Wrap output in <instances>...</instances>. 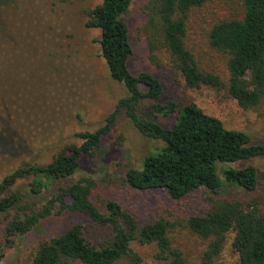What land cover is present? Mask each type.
Wrapping results in <instances>:
<instances>
[{
  "label": "trees",
  "instance_id": "trees-1",
  "mask_svg": "<svg viewBox=\"0 0 264 264\" xmlns=\"http://www.w3.org/2000/svg\"><path fill=\"white\" fill-rule=\"evenodd\" d=\"M214 1L147 0L149 52L153 56L154 52L166 49L189 88L225 90L242 109L257 107L264 99V0H241L243 16L219 21L208 33L210 46L228 55L227 83L202 70L185 41L192 13ZM132 2L101 0L89 12L86 23L88 28L100 31L101 57L111 79L123 85L128 95L119 101L117 112L107 119L105 126L78 134L81 145H69L53 162L19 168L1 181L0 264L5 249L16 239L38 236L55 210L83 216L97 227L108 229L110 234L95 246L87 239L83 225L74 224L59 235L42 237L31 264H144L133 250V243L154 247L152 264H186L183 253L173 247L168 221L141 224L118 201L94 200L97 185L90 178L68 182L80 169L82 159L92 154L109 134L121 110L143 137L163 144L146 156L141 169L127 170L124 181L133 189L163 190L174 201L184 200L198 190L218 195L228 188L247 192L257 189L255 167L231 165L264 157V143H253L247 133L226 129L220 119L195 104L181 109L175 102L162 105L160 80L146 71L138 75L131 72L129 62L134 49L124 17ZM143 102H150L155 114L174 116L173 126L167 128L143 118L139 111ZM26 177L33 178L29 188L35 201H39L35 202L39 206L34 205L35 209H31L29 202L23 205L17 192H9ZM209 203L206 210L186 220V228L207 241L201 263L217 264L228 234L233 233L232 247L238 264H264V213L257 204L213 197Z\"/></svg>",
  "mask_w": 264,
  "mask_h": 264
},
{
  "label": "rangeland",
  "instance_id": "rangeland-1",
  "mask_svg": "<svg viewBox=\"0 0 264 264\" xmlns=\"http://www.w3.org/2000/svg\"><path fill=\"white\" fill-rule=\"evenodd\" d=\"M146 2L133 0L124 17L134 49L129 62L131 72L138 75L146 71L160 80L162 105L175 102L181 109L195 104L220 119L226 129L247 133L253 143H264V99L257 107L242 109L225 90L189 88L166 49L150 54ZM100 3L101 0L0 1V183L19 168L47 165L67 146L81 145L78 134L105 126L117 112L119 101L128 95L123 85L111 79L101 57L100 31L86 26L89 12ZM242 16L241 0H215L193 12L188 20L187 48L202 70L218 75L225 83L229 77L228 55L210 46L208 33L215 23ZM151 106L150 102L141 104L143 118L167 128L173 126L174 116L155 114ZM162 145L143 137L121 110L109 134L82 159L80 169L68 182L90 178L97 185L94 200L118 201L141 224L168 221L173 247L183 253L186 264H202L207 241L191 233L186 220L206 210L211 197L244 204L254 201L264 213V157L231 165L255 167L258 186L254 192L228 188L210 195L198 190L184 200L174 201L163 190L139 191L124 181L127 170L141 169L146 156ZM32 181V177L23 178L9 192H17L22 204L29 202L35 209L39 201L30 193ZM77 223L83 225L87 239L95 246L110 234L83 216L55 210L38 236L16 239L4 250L3 264H31L42 237L59 235ZM233 238V233L228 234L217 264L239 263ZM132 248L144 264L153 263V246L133 243Z\"/></svg>",
  "mask_w": 264,
  "mask_h": 264
}]
</instances>
